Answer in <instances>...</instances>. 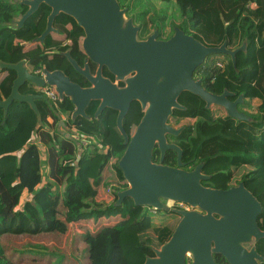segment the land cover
<instances>
[{"label": "trees", "instance_id": "16d2710c", "mask_svg": "<svg viewBox=\"0 0 264 264\" xmlns=\"http://www.w3.org/2000/svg\"><path fill=\"white\" fill-rule=\"evenodd\" d=\"M20 1L0 0V62L23 60L33 74L38 69L61 70L71 81L89 86L64 55L69 51L80 66L84 65L83 29L71 16L60 13L53 22L57 31L39 42L35 38L44 30L50 8L42 3L17 27L15 21L27 10ZM117 1L140 26L139 39L151 33V25L158 29L159 38L171 35L165 33L166 13L159 16L143 1ZM174 2L179 19L177 23L170 21L171 32L177 26L207 46L226 41L235 49L245 44L236 53L235 64L228 54H210L195 69L194 77L211 93L227 90L229 100L242 96L237 109L250 119L229 117L220 113L219 106L206 108L200 97L184 91L178 102L185 108L174 109L168 120L172 126L183 128L177 136L167 135V141L182 150L184 169L192 170L203 163L202 169L215 176L214 184L204 181V185L227 189L242 182L261 203L257 223L264 230V0ZM89 67L94 73L96 66L89 62ZM102 73L115 81L106 68ZM15 77L14 70L0 68V99L9 95ZM123 85L118 82V86ZM19 91L40 95L43 88L25 82ZM35 103L40 119L26 102L13 101L6 114L0 107V239L4 234L65 233L69 222L119 217L114 224L84 236L89 264H143L169 239L180 216L172 210L152 213L151 208L135 205L129 197L115 205L117 192L128 187L118 166L126 145L116 124L117 111L105 108L95 116L99 102L90 101L85 109L87 117L73 118L74 106L68 97L61 98L58 110L41 98ZM142 114L140 104L133 101L122 120L129 138ZM62 116L65 129L59 125ZM183 120L187 121L181 123ZM64 130L93 138L104 150L94 143L79 150ZM158 160L159 150L155 148L153 161ZM163 164L177 166L174 150L166 151ZM107 186H111L110 194L105 193ZM24 191L26 198L22 197ZM251 245L264 264V238ZM214 259L216 264H228L220 254H214ZM0 264H13L1 242Z\"/></svg>", "mask_w": 264, "mask_h": 264}, {"label": "water", "instance_id": "95a60500", "mask_svg": "<svg viewBox=\"0 0 264 264\" xmlns=\"http://www.w3.org/2000/svg\"><path fill=\"white\" fill-rule=\"evenodd\" d=\"M20 3L27 10L15 21L17 27L42 3L50 8L45 28L35 38L39 42L57 31L53 22L60 13L71 16L83 29L84 65L80 66L69 51L64 55L89 86L71 81L61 70L44 69L42 76L29 72L23 60L0 62V68L16 72L9 95L0 99L4 114L13 101H19L28 103L40 119L35 100H48L43 94H22L19 87L25 82L41 88L52 86L60 98L68 97L74 106L73 118L87 117L85 109L90 101L99 102L95 116L105 108L117 111L116 124L126 145L118 166L128 187L117 192L115 205L129 197L135 205L172 210L180 216L169 239L154 249V256L147 257L143 264H185L187 253L192 264H216L214 254L222 255L228 264H261L262 256L251 245L264 238V230L257 223L261 203L242 182L227 189L205 186L203 182L210 175L202 173L203 163L192 170L184 169L182 150L167 141V135L177 136L183 128L172 126L168 120L174 109L185 108L178 102L184 91L200 97L206 108L215 105L229 117L250 119L237 109L242 96L229 100L231 93L227 90L211 93L194 77L195 69L210 54H228L235 64V55L245 44L235 49L228 47L226 41L219 46H207L177 26L166 39L159 38L157 29L139 39L140 26L131 17L125 19L127 8H122L117 0H21ZM89 62L96 66L94 73ZM103 68L115 81L103 75ZM117 82L124 85L118 86ZM133 101L140 104L143 114L129 138L122 120ZM155 148L159 150L157 162L153 161ZM167 150L176 152L177 166L163 164ZM164 200L185 203L193 209L170 207Z\"/></svg>", "mask_w": 264, "mask_h": 264}, {"label": "rangeland", "instance_id": "374dc122", "mask_svg": "<svg viewBox=\"0 0 264 264\" xmlns=\"http://www.w3.org/2000/svg\"><path fill=\"white\" fill-rule=\"evenodd\" d=\"M140 2H142L144 5L147 4L150 7H154L155 10L158 11L159 16L166 13L165 33H173V31L171 32L170 21L177 23L179 19V9L177 8L174 0H137L138 4ZM136 12L138 11L136 10ZM127 18H130V16H127L125 14V19ZM159 27L160 26H158V28ZM153 31L154 30L152 29L151 25L150 32L152 33ZM223 112L225 111L222 108L220 113ZM186 121L187 120H183L181 123H184ZM62 129H65V127ZM41 151L43 150L41 149ZM202 173L209 175L203 169ZM206 183L214 184L215 176L210 175V178L206 180ZM22 197H27V194L24 193V196ZM164 201L165 204L169 205L170 207L174 205V202L170 200ZM84 223L85 224L81 226H77L78 229L83 231L82 233L80 231H76L75 228H72V234H69L67 236L65 234L57 237H52V235L47 234L21 236L4 235L0 239L1 246L3 247L7 257L13 262V264H89V246L84 243V236L87 233L97 232L102 226L106 224L108 225L110 224V222L100 220L99 222L94 221L88 224H86L87 222ZM59 253L64 254L63 258L58 257Z\"/></svg>", "mask_w": 264, "mask_h": 264}, {"label": "built area", "instance_id": "2783aa9c", "mask_svg": "<svg viewBox=\"0 0 264 264\" xmlns=\"http://www.w3.org/2000/svg\"><path fill=\"white\" fill-rule=\"evenodd\" d=\"M36 73H40L43 76V72L41 70H36ZM42 94L47 98V100L49 101V103L58 110V106H59V101L61 100V98L59 97V95L57 94L56 90L54 87L52 86H45L43 88ZM65 118L63 117L60 123H64ZM64 134L67 135L70 139L74 140L77 142L78 144V149L81 150L82 148H85L86 146L94 143L96 145V147L100 150H104V148L98 144L97 142L94 141L93 138H85V137H81L79 136L77 133H73V132H68L67 130H64ZM105 193L106 194H110L111 193V186H107L105 188ZM173 202V201H172ZM172 207H176L179 209H183V210H192L193 208L191 206H189L188 204L185 203H181V202H174V205ZM156 210L154 208H151V212L154 213ZM185 264H192V259H191V255L190 253L186 254V261Z\"/></svg>", "mask_w": 264, "mask_h": 264}, {"label": "crops", "instance_id": "0c3cea01", "mask_svg": "<svg viewBox=\"0 0 264 264\" xmlns=\"http://www.w3.org/2000/svg\"><path fill=\"white\" fill-rule=\"evenodd\" d=\"M59 125H62L61 127H64V124H62V123H60L59 122ZM41 149L43 150V151H45V149H44V147L43 146H41ZM42 158H44V156H42ZM24 193L25 194H27V192L26 191H24L23 192V196H24ZM28 196V195H27ZM26 198V197H25ZM115 218H117V219H115ZM118 219H119V217H110V218H101V219H98L97 220V222H99L100 220H105V222L106 221H109L110 222V224H114L115 222H117L118 221ZM112 220V221H111ZM114 220V221H113ZM94 221H96V220H94V219H88V220H81V221H78V222H69L68 223V230L65 232V233H58V232H42V233H38V234H35V235H41V234H47V235H52V237H57V236H62V235H69V234H72V232H71V229L72 228H75V230L76 231H80L81 233L83 232V231H81L80 229H78L77 228V226H81V225H83V224H85L84 222H87L86 224H88V223H90V222H94ZM107 225V224H106ZM4 235H11V234H4ZM3 235V236H4ZM22 235H29V234H22ZM12 236V235H11ZM13 236H21V235H13ZM85 243V242H84ZM87 244V243H86ZM87 246H89L88 244H87ZM58 252H61V251H58ZM60 254V253H59ZM60 255H64V254H60Z\"/></svg>", "mask_w": 264, "mask_h": 264}, {"label": "flooded vegetation", "instance_id": "af4514ba", "mask_svg": "<svg viewBox=\"0 0 264 264\" xmlns=\"http://www.w3.org/2000/svg\"><path fill=\"white\" fill-rule=\"evenodd\" d=\"M104 69V68H103ZM103 71V70H102ZM43 72V71H42ZM36 74V73H35ZM38 75H41L40 73H37ZM117 85H118V82H117ZM49 102V101H48ZM62 118H63V116H62ZM62 120V119H61ZM61 122V121H60Z\"/></svg>", "mask_w": 264, "mask_h": 264}]
</instances>
